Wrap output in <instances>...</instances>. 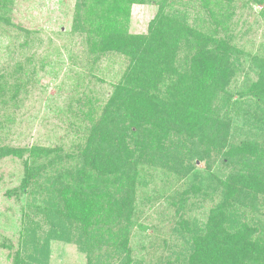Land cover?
<instances>
[{
	"label": "trees",
	"instance_id": "16d2710c",
	"mask_svg": "<svg viewBox=\"0 0 264 264\" xmlns=\"http://www.w3.org/2000/svg\"><path fill=\"white\" fill-rule=\"evenodd\" d=\"M166 1L158 5L144 33L128 31L129 6L121 4L122 0L78 2L73 29L87 27L98 50L115 51L127 58L126 71L104 105V112L111 117L110 130L102 131L94 124V134L102 136L101 143L108 148L94 154V191L77 188L65 199L68 203L40 194L42 198L31 200L37 203L32 214L22 211L24 223L13 252L14 264H48L49 242L70 241L71 220L81 223L76 240L82 241L79 236L85 239L79 244L86 253V264H136L129 240L136 224L133 193L144 183L136 178L137 164L162 166L181 179L196 159L209 158L213 147L225 141L227 122L218 116L213 103L218 91L223 92L237 73L233 33L219 14H208L214 22L199 18L192 26L179 15L173 0ZM200 1L211 12L231 0ZM6 2L0 0L4 6ZM253 60L256 76L233 104L243 108L242 97L247 94L260 107V116L255 113L254 117L261 118L264 53ZM258 147L254 140H243L218 153L240 167L238 172L230 169L223 182L224 200L210 208L203 227L194 219L188 222L183 218L189 208L185 195L197 190L194 183L180 198L175 199L178 193L166 195L178 215L172 229L183 239L184 253L169 252L159 264H172V260H179L178 264H264V155ZM13 153L19 155L16 150ZM33 173L26 172L23 191L31 185ZM37 215L41 217L35 218ZM31 223L29 233L27 224ZM91 225L93 232L88 233L86 228Z\"/></svg>",
	"mask_w": 264,
	"mask_h": 264
},
{
	"label": "rangeland",
	"instance_id": "374dc122",
	"mask_svg": "<svg viewBox=\"0 0 264 264\" xmlns=\"http://www.w3.org/2000/svg\"><path fill=\"white\" fill-rule=\"evenodd\" d=\"M79 1L0 3V264H14L13 252L24 223L22 211L30 210L32 214L31 208L37 204L31 200L54 195L63 202L82 186L94 191V154L108 148L101 143L102 136L94 134V124L102 131L110 130L111 117L104 112V105L126 71L127 58L115 51L98 50L87 27L73 29ZM163 2L122 0L121 4L129 6L128 31L144 33ZM172 3L192 26L199 18L214 22L208 14H219L233 33L237 73L223 92L218 91L213 103L218 107V116L227 122L228 131L222 145L213 147L215 155L212 152L209 158L196 159L181 179L162 166L137 164L136 178L144 183L138 184L133 193L136 224L131 227L129 240L136 264H159L169 252L182 253L183 239L172 229L178 215L166 195L178 193L175 199L180 198L183 190L194 183L197 190L184 193L189 208L183 218L188 222L194 219L203 227L210 208L224 200L223 182L230 169L238 172L240 167L218 153L233 143L254 140L264 155V116L254 117L255 113L260 116V107L247 94L242 97L244 109L233 104L256 76L251 65L254 57L264 53V0H231L211 12L200 0ZM250 109L253 111L247 116L245 112ZM15 150L19 155L13 153ZM26 172L34 173L31 185L23 191ZM71 222L70 241L49 242L48 264H86V253L79 244L85 239L79 236L82 241L76 240L81 223ZM29 225L32 223L27 224L30 233ZM92 228L94 225L86 228L88 233L93 232Z\"/></svg>",
	"mask_w": 264,
	"mask_h": 264
}]
</instances>
